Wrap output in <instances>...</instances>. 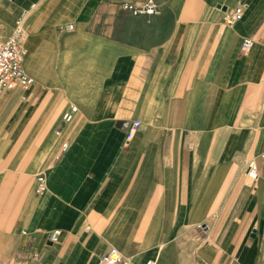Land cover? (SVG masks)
<instances>
[{"label":"crops","instance_id":"obj_1","mask_svg":"<svg viewBox=\"0 0 264 264\" xmlns=\"http://www.w3.org/2000/svg\"><path fill=\"white\" fill-rule=\"evenodd\" d=\"M124 2L0 0V264H264V0Z\"/></svg>","mask_w":264,"mask_h":264},{"label":"built area","instance_id":"obj_2","mask_svg":"<svg viewBox=\"0 0 264 264\" xmlns=\"http://www.w3.org/2000/svg\"><path fill=\"white\" fill-rule=\"evenodd\" d=\"M121 9L132 16H153L156 13L155 0H144L140 5L124 2L121 4ZM243 16V7H236L232 14L224 19L226 25H233L239 22ZM22 22L18 21L15 30L9 39L0 45V95L5 92L13 91L15 89L24 90L33 84L30 78L23 70V46H22ZM72 27L69 26L68 29ZM253 46V41L250 38H244L241 44L240 51L242 54L247 53ZM76 111L75 107H70L64 114L63 119L70 121L72 114ZM140 122H132L126 131V140H130L134 134L139 130ZM66 146L63 147V150ZM249 179L256 178V166L249 165L245 173ZM39 190H43L42 180L39 179ZM58 233L54 232L49 236L50 242H56ZM95 264H128L121 253L115 248H109L102 254ZM146 264H153L147 262Z\"/></svg>","mask_w":264,"mask_h":264}]
</instances>
